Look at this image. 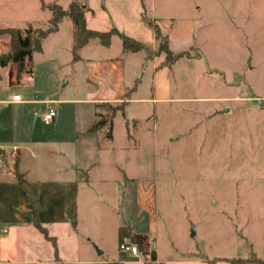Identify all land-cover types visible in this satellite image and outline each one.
I'll return each mask as SVG.
<instances>
[{
    "label": "rangeland",
    "instance_id": "1",
    "mask_svg": "<svg viewBox=\"0 0 264 264\" xmlns=\"http://www.w3.org/2000/svg\"><path fill=\"white\" fill-rule=\"evenodd\" d=\"M42 1L64 11L70 4L28 0L25 9L18 5L6 13L0 2V15L19 22L35 17L41 21L39 30L32 27L38 37L53 18L51 10L46 16L31 10ZM156 16L167 30L173 24L172 36L194 34L198 45L167 71L172 101L138 102L131 109L135 116L149 117V131L140 132L155 139V163H149L158 182L154 248L163 264L194 258L210 264H258L255 259L264 261V0H156ZM63 20L61 34L47 42L45 54L36 55L35 76L46 97L83 100L85 64L72 63L68 45L74 25L69 17ZM114 39L110 50L88 49L84 55L118 54L122 42ZM158 49L126 59V77L137 98L155 93L153 63L147 56H160ZM142 67L146 75L143 69L137 73ZM68 78L72 81L65 87ZM56 107L62 122L72 125L71 106ZM115 134L119 143L127 137L120 126ZM141 150H146L143 142ZM125 213L138 231L147 229L136 211ZM110 248L118 251L116 244ZM141 249L150 250L146 241ZM187 252H192L189 257Z\"/></svg>",
    "mask_w": 264,
    "mask_h": 264
},
{
    "label": "crops",
    "instance_id": "2",
    "mask_svg": "<svg viewBox=\"0 0 264 264\" xmlns=\"http://www.w3.org/2000/svg\"><path fill=\"white\" fill-rule=\"evenodd\" d=\"M27 1L0 0L6 13L15 12L18 5L25 9ZM73 1L70 0V4ZM77 1L85 8L86 25L90 30L109 32L116 28L148 47V51L155 50L159 42L153 25L143 18L146 11L162 35L168 37L169 48L175 54L192 51L198 45L194 34L174 37L169 32L173 24L170 30L161 26L163 19L156 16V0ZM31 10L36 15L46 16L49 9L43 8L41 3ZM197 10L200 11V7ZM62 21L58 30L43 40L42 52L34 54L31 66L26 65L22 72L16 64L0 67V228L8 230L0 232V264H163L154 248L159 223L158 182L155 168L152 171L149 163H155L156 154L152 149L155 139L140 132L149 131L145 123L149 117L135 116L131 109L138 102L155 105L172 101V85L167 72L170 68H159L166 55L162 53L151 59L147 56V61L153 63L155 93L150 98H137L126 77V59L129 54L143 51L126 52L122 44L116 55L92 58L84 55V51L110 50L114 38L119 37L114 36L109 47L91 41L79 51V60H74V56L72 59L73 64H85L88 88L85 98H48L35 76L36 55L45 54L47 42L61 34ZM39 23L41 21L35 17L19 22L0 15V30H24L30 25L39 30ZM69 32L72 41L70 39L68 49L70 47L73 53L74 29ZM11 50L10 35H0V56ZM141 69L143 67L137 73ZM143 71L142 75H146V70ZM71 81L72 78H68L65 87ZM16 95L21 97L20 102H13ZM126 98L129 100L125 110L113 119L111 139L107 137V128L90 132L98 121V114L109 115L102 105H119ZM62 105L71 106L67 109L75 117L72 125L62 122L61 111L56 107ZM47 107L57 111L50 126L43 122ZM118 126L127 134L120 143L115 134ZM142 142L144 151L141 150ZM142 160L146 162L144 168ZM16 163L38 198L40 224L48 236L55 239L57 254L52 242L32 222L33 206L16 177ZM142 169L146 171L142 173ZM128 210L136 211V216L142 218L144 228L147 227L144 232L126 219ZM72 217L76 220V228L72 225ZM129 229L144 236V242L148 243L150 250L144 261L124 253L125 256H120L119 246L129 241ZM111 244L117 245V252L111 250ZM192 252H187V257ZM191 260L185 264H210L199 258Z\"/></svg>",
    "mask_w": 264,
    "mask_h": 264
},
{
    "label": "trees",
    "instance_id": "3",
    "mask_svg": "<svg viewBox=\"0 0 264 264\" xmlns=\"http://www.w3.org/2000/svg\"><path fill=\"white\" fill-rule=\"evenodd\" d=\"M42 7L47 8L53 12V18L50 22L51 27L45 31H40L38 37L34 36V31L32 26L28 28L14 29L8 28L5 30H0V35L8 34L12 40V50L5 55L0 56V67H7L10 64L18 65L19 72H22L26 65H32L34 54L37 52H42L43 40L46 39L50 34L58 30L59 23L65 18L69 17L74 25V46H73V56L74 60H79V51L86 46L89 42L97 40L102 46L109 47L111 45L112 39L114 36H118L123 44V48L126 52L137 53L143 50H148V47L142 43L120 33L116 28L112 29L109 32H98L93 31L87 28L85 20V8L81 5L80 2L74 0L67 11H64L59 5H45L42 1ZM143 18L150 22L155 30L156 38L159 42V53H165L166 59L165 62L160 65L162 67H171L177 63L180 59L186 56V53L175 54L169 48V39L166 36H163L158 25L147 15V12L144 11ZM128 98L124 100L119 105L104 104L102 107L108 108L110 114L108 116L98 114V121L91 127L90 132H97L104 128H107V137L112 138L113 132V119L115 118L118 112L125 110V107L128 102ZM101 107V106H100ZM16 177L19 184L25 190L28 200L33 206L32 222L34 226L42 233L44 236L50 240L57 254V243L55 239L50 238L45 228L42 227L39 221V212L40 205L38 198L34 195L32 185L26 180L25 176L21 174L17 169L16 163ZM72 225L74 228L77 227L75 218H71ZM130 242L137 243L143 248V243L145 237L142 235L135 234L131 229H129ZM147 256V252H143ZM255 262L258 264H264V261L261 259H255ZM247 263L242 260H233L230 261V264H244ZM111 264H121L119 262Z\"/></svg>",
    "mask_w": 264,
    "mask_h": 264
},
{
    "label": "built area",
    "instance_id": "4",
    "mask_svg": "<svg viewBox=\"0 0 264 264\" xmlns=\"http://www.w3.org/2000/svg\"><path fill=\"white\" fill-rule=\"evenodd\" d=\"M20 100H21V97L19 95H16L13 97V102H20ZM56 117H57V111L53 107H47L46 111L43 114V122L46 126H50L53 124ZM0 162H1V156H0ZM0 232L7 233L8 230L0 228ZM119 250L122 253L130 256L131 258H135L139 261L147 257L144 255L141 249V246L139 244L133 243L130 241H125L121 243L119 246ZM148 254H149V251H147V255Z\"/></svg>",
    "mask_w": 264,
    "mask_h": 264
},
{
    "label": "water",
    "instance_id": "5",
    "mask_svg": "<svg viewBox=\"0 0 264 264\" xmlns=\"http://www.w3.org/2000/svg\"><path fill=\"white\" fill-rule=\"evenodd\" d=\"M251 67V66H250ZM227 111H223L222 113H226Z\"/></svg>",
    "mask_w": 264,
    "mask_h": 264
}]
</instances>
